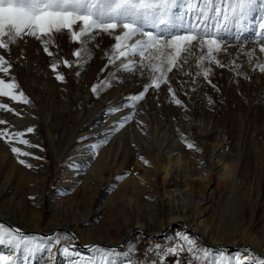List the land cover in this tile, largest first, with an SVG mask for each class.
<instances>
[{"label": "rangeland", "instance_id": "374dc122", "mask_svg": "<svg viewBox=\"0 0 264 264\" xmlns=\"http://www.w3.org/2000/svg\"><path fill=\"white\" fill-rule=\"evenodd\" d=\"M259 23H264V12L258 0L239 30L220 33L222 50L213 53L214 59H208L206 46L201 50L194 42L190 56L182 53L187 63L181 60L166 77L159 69L167 65L171 50L162 55L148 48L143 56L119 57L124 49L114 51L113 46L120 29L113 35L97 30L86 44L73 42L65 32L49 43L52 55L27 36L0 50L11 65L0 79L14 80L13 91L27 99L0 96V105L11 109L0 108V121H6L0 131L23 133L10 141L0 137V214L9 212L24 225H34L23 232L0 222L11 233H5L0 254L15 256L16 264H96L101 255L114 264H157L156 259L215 264V255L222 253L232 258L228 264H236V253L248 257L245 264H260L264 257L247 250L216 251L204 243L246 245L264 256ZM143 28L161 33V27ZM77 50L79 57L72 55ZM145 85L144 97L131 101ZM12 147L30 155L13 153ZM172 218L179 219L177 225L183 220L204 242L180 227L181 236L173 235L175 227L159 237L137 231L131 235L136 239L132 250L126 242L104 247V253L77 246V234L82 241H114L134 225L156 234L175 223ZM61 223H70L72 231H49L48 226ZM13 237L45 246L25 253L8 243ZM70 248L92 259L70 254Z\"/></svg>", "mask_w": 264, "mask_h": 264}, {"label": "snow or ice", "instance_id": "6c2138e0", "mask_svg": "<svg viewBox=\"0 0 264 264\" xmlns=\"http://www.w3.org/2000/svg\"><path fill=\"white\" fill-rule=\"evenodd\" d=\"M257 3L258 0H0V50H8L11 44L27 36L43 43L44 52L52 55L49 43L54 42V37L65 32L70 34L73 42L86 44L97 30L113 35L120 29V34L114 37L116 44L113 46L114 51L124 49L119 51V57H126L130 53L143 56L144 50L148 48H155L162 55L165 49L171 50L167 55V65L159 69L161 77H166L167 72L178 66L181 60L187 63V56H182V53L190 56L194 42L201 50L206 46L208 59H214L213 53L222 50L220 33L228 34L232 28L239 30ZM259 6L261 12H264V0H259ZM143 25L161 27V33L146 32ZM164 33L170 38L162 39ZM255 36L260 38V51L264 53V23H259ZM129 41L132 43H127ZM72 55L79 57L81 53L77 50ZM200 59H204V56L201 55ZM216 63L219 64V61ZM64 65L71 66L68 60L64 61ZM51 67L55 70L57 64L54 63ZM10 68L11 65L5 56L0 55V73H8ZM260 70L264 72V65L260 66ZM204 75L207 77L208 73L205 72ZM56 78L64 79L60 74H57ZM161 82L167 83L166 79ZM153 84L156 88L160 86L155 79ZM15 88L17 85L14 80L6 82L0 79V96L11 97L13 100L19 98L27 103L22 92L17 96L13 91ZM93 91H96L95 86ZM147 91L148 86L145 85L144 91L130 97V100L133 102L141 100ZM171 91L169 88V92ZM175 103L179 105L180 101L177 99ZM0 108L11 111L6 104L0 105ZM5 123L6 121H0V124ZM31 131L32 128L27 129V132ZM22 136L23 133L19 131L15 133H9L7 129L0 131V137L9 141ZM20 142L29 143L23 139ZM187 146L193 147L191 144ZM11 150L18 155H30L22 153L18 147H12ZM19 162L25 163L23 160ZM5 233H9V230L0 224V244L5 243ZM48 239L50 241V238ZM184 239L189 244H194L187 237ZM8 243L15 248H23L25 253L45 246L29 237H23L22 240L13 237ZM56 243H59V240ZM92 248L100 253L106 251L97 245H93ZM176 251L170 249V252ZM230 259L232 258H226L221 253L215 264H228ZM0 264H16V258L0 254ZM96 264L114 262H110L107 255H101ZM236 264H243V261L237 258ZM260 264H264V260Z\"/></svg>", "mask_w": 264, "mask_h": 264}, {"label": "bare ground", "instance_id": "6f19581e", "mask_svg": "<svg viewBox=\"0 0 264 264\" xmlns=\"http://www.w3.org/2000/svg\"><path fill=\"white\" fill-rule=\"evenodd\" d=\"M178 220L179 219L172 218L171 221H173L175 223L170 224L166 228H165V226H163L162 228H165V229L162 232L156 233V234L153 231H151L150 228H147V227H142L140 225L139 226H136V225L130 226V227H128L125 230V232H123V235H121V237L118 240H114V241L113 240H103V239L98 238V237H87V238L85 237V241H82V237L79 234H77V237L79 239V242L77 241V246L79 248H81V249H83V248H85V249L89 248L90 249V247L93 246V245H97L100 248H104V247H115V246H119L120 244L124 245L125 242H126L125 247L128 250H132L134 245H135L136 239H135V235H133V236H131V235L136 233L137 231H139V233H142V234H144L147 237H159L164 232L168 231V229L171 230V229H174L176 227L174 230H172V234L173 235L176 234L177 236H181L182 230L180 228H182V227L180 226V222H182L184 224V221L180 220L179 224L177 225L176 223L178 222ZM0 222L12 225L13 227H15L16 229H18L20 231H23L25 229H29V230H33L34 229V225H31V224L30 225H24L23 223L17 221L15 218L11 217L9 212H3V214H0ZM178 227H180V228H178ZM48 229H49L50 232H54V231H58V230L70 231V232L72 231L70 223H61V224H58V225L57 224L56 225L52 224L51 226H48ZM23 232H28V231H23ZM71 234H73V233H71ZM125 240H127V241H125ZM209 245L214 246V247L215 246H223L222 249H218L216 251H219V250H237V249L233 248L234 246L230 247V246H225V245H214V244H211V243H209ZM63 250L65 252L68 251L66 247H64ZM243 250H247L249 253L255 254L258 258H260V257L263 258L264 257L263 255H259L256 252H254V250H252L248 246L246 248H244ZM69 252H70V254H76V255L78 254L79 256H81V258H90V260L92 259L91 257H89L90 256L89 254H86V253H83V252H79V251H76L74 249H71ZM219 254H216L215 256L219 258ZM232 256H236L235 259H237L239 257V259L242 260V261L245 258L242 255H236V253L234 255H232ZM155 259L156 258H154V260ZM154 262L158 264L157 259ZM245 262L246 261H243V264H245ZM255 264H257V263H255Z\"/></svg>", "mask_w": 264, "mask_h": 264}, {"label": "water", "instance_id": "95a60500", "mask_svg": "<svg viewBox=\"0 0 264 264\" xmlns=\"http://www.w3.org/2000/svg\"><path fill=\"white\" fill-rule=\"evenodd\" d=\"M180 226L184 229V230H189L192 234H194L196 237H197V239L198 240H201L202 242H204L203 240H202V238H201V236L199 235V233L197 232V231H195V230H193V229H188L187 227H186V225L185 224H183L182 222H180ZM205 243V245L208 247V248H210V249H212V250H218V249H222L223 248V246H211V245H209V243H207V242H204ZM115 247H117V246H115ZM247 246H245V245H239L238 247H233V248H238V249H244V248H246ZM90 248H92V246L90 247ZM88 249V248H87Z\"/></svg>", "mask_w": 264, "mask_h": 264}, {"label": "built area", "instance_id": "2783aa9c", "mask_svg": "<svg viewBox=\"0 0 264 264\" xmlns=\"http://www.w3.org/2000/svg\"><path fill=\"white\" fill-rule=\"evenodd\" d=\"M182 246H183V245H179L178 249L181 250V249H182ZM158 264H170V262H169V260H167V259H166V260H161V259H160V260L158 261Z\"/></svg>", "mask_w": 264, "mask_h": 264}]
</instances>
